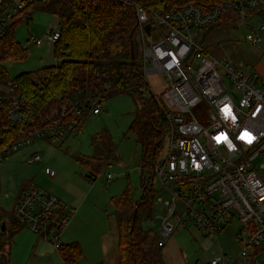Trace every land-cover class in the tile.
Returning <instances> with one entry per match:
<instances>
[{
	"label": "built area",
	"instance_id": "built-area-1",
	"mask_svg": "<svg viewBox=\"0 0 264 264\" xmlns=\"http://www.w3.org/2000/svg\"><path fill=\"white\" fill-rule=\"evenodd\" d=\"M40 1L0 0V41L16 17L25 12L31 20L33 7ZM119 1L135 11L145 80L155 75L166 80L163 93L153 95L165 121L167 155L156 163L152 175L160 192L169 198H160L157 204L163 212L158 215L154 243L163 249L184 223L216 236L236 217L242 229L239 258L249 260L258 250L264 252V79L215 58L202 40L204 32L229 10L241 15L238 26L245 25L259 9L260 0L212 5L189 2L167 10L151 9L152 0ZM255 32L246 40L261 50L259 32H264V24ZM60 38L58 27L51 28L42 38L31 36L22 47L46 46L54 53ZM34 77L37 83L38 75ZM33 105L15 80L0 78V115L19 127L17 139L0 150V162L36 142H63L81 121L101 115L100 102L82 93L66 94L39 117H32ZM39 163H43L39 153L27 159L28 165ZM44 173L56 177L51 168L45 167ZM72 212L59 198L31 183L24 187L14 208L20 224L35 235L49 237L59 253ZM2 225L0 222V232ZM235 263L225 255L210 262Z\"/></svg>",
	"mask_w": 264,
	"mask_h": 264
},
{
	"label": "rangeland",
	"instance_id": "rangeland-1",
	"mask_svg": "<svg viewBox=\"0 0 264 264\" xmlns=\"http://www.w3.org/2000/svg\"><path fill=\"white\" fill-rule=\"evenodd\" d=\"M11 1L18 3L23 0ZM56 21V17L43 11L33 12L31 20L23 22L16 29L18 43L21 46L27 45L31 36L42 38L46 31L56 25ZM244 23L242 26H229L233 34L228 43L251 49L252 56H248L251 63H247L245 71L256 72L264 79V54L261 51L256 53L253 45L245 40L248 34L256 35L255 29L264 24V18L255 22L246 20ZM259 33L264 35V32ZM202 40L205 42L206 37ZM27 50V56L22 60L0 62L9 78L15 79L23 73L38 75L43 68L57 64L54 53L48 52L46 46L29 44ZM147 83L152 87L151 90ZM165 85L163 75L150 76L146 78L140 95L119 94L104 100L101 104V115L96 118L89 117L63 142H36L4 158L0 162V222L10 223L14 217L18 196L31 183L46 193L62 195L72 202L78 198V206H74L72 202L67 204L69 206L65 205L66 208L74 210L71 217V222L74 220L71 235L81 244L85 253L77 264H97L103 259L107 248L116 258L118 231L112 198L129 191L133 200L138 202L144 195V178H152L150 168L142 169V148L130 127L136 118L137 109L142 108L141 102H154L153 95L160 96ZM163 131L166 132L165 125ZM98 135H107L113 148L96 143L95 138ZM35 153L42 156L43 165L27 164V159ZM166 155L167 144L163 138L156 152L155 162L163 160ZM44 165L56 173L55 178L45 175ZM153 183L155 195L151 207L152 215L142 222V226L145 230L156 231L160 224L158 215L163 212L157 204L160 198H169L167 194L160 192L157 180ZM223 226L216 236H207L192 225L182 224L173 235L171 245L163 251L164 264H210L219 255H225L230 262H236L235 264L262 263L264 252L261 253L260 250L255 253L253 249L250 250L254 254L253 260L251 255L249 260L239 258L242 250L239 236L242 229L236 217ZM10 236V231H7L6 237L0 239V264H33L39 256V247L36 248L38 236L25 227L20 229L13 240H10ZM39 241L42 243L44 239L39 237ZM46 241L50 244V240ZM48 245L41 247L42 253L52 257L56 264H65L59 256L60 253Z\"/></svg>",
	"mask_w": 264,
	"mask_h": 264
},
{
	"label": "trees",
	"instance_id": "trees-1",
	"mask_svg": "<svg viewBox=\"0 0 264 264\" xmlns=\"http://www.w3.org/2000/svg\"><path fill=\"white\" fill-rule=\"evenodd\" d=\"M230 1L152 0L149 7L167 10L189 2L212 5ZM33 9L34 12L43 11L57 18L61 38L54 49L57 64L43 68L41 74H38L37 83L32 73H23L13 79L18 83L19 91L34 101L32 117L44 115L50 107L58 104L61 97L69 93L89 95L100 104L119 94H141L146 80L136 38L137 20L132 6H125L119 0H41ZM241 18L237 11L229 10L214 27L238 26ZM26 21H30V18L24 12L10 24L0 41V62L26 58L28 50L18 43L15 34L17 27ZM210 30L204 32L203 37ZM0 78L11 80L1 66ZM141 103L142 108L137 109L130 131L136 134L142 148V169L148 167L153 172L156 152L164 137L165 121L158 114L155 101L143 100ZM84 122L81 121L77 129ZM18 133L19 127L5 122L0 115V150L14 142ZM95 142L113 148L107 135H98ZM153 184L152 178H144V195L138 202L133 200L129 191L112 198L116 209L119 264H164L163 249L155 243L150 245L153 238L155 242V231L145 230L142 226V222L152 215L155 195ZM5 225V231L0 232L1 240L6 237L7 231H10V240H13L23 228L15 216ZM61 253L65 264H77L83 258L78 243L63 244Z\"/></svg>",
	"mask_w": 264,
	"mask_h": 264
},
{
	"label": "crops",
	"instance_id": "crops-1",
	"mask_svg": "<svg viewBox=\"0 0 264 264\" xmlns=\"http://www.w3.org/2000/svg\"><path fill=\"white\" fill-rule=\"evenodd\" d=\"M263 18H264V0H260L259 9L254 13V15L249 20L255 22V21H260ZM56 22L58 23V21H56ZM57 23L53 28H56L58 26ZM232 34H233L232 30H230V28L227 26L214 27L207 34L204 45H205L207 51L212 56H214L215 58L225 59L228 62H230L232 65H234L235 67L245 71L247 63L248 62L251 63L250 58H248V56H252V50L248 49V48H246V49H243L242 47L240 48V46H237L234 43H228L231 41ZM261 37H262V49L261 50H257L252 43H250L246 40V38H245V40L247 43H250L253 45V47L256 49V53H257V51H261V53L264 54V35H262ZM254 48H252V49H254ZM39 164L43 165V163H39ZM45 167L50 168L49 166H45ZM19 197L20 196H18V199H19ZM56 197L59 198L62 205H64V206L65 205L69 206L67 204L69 202H72L71 200L63 197L62 195H57ZM77 199L75 202H72L71 204H74V206H78L80 204V202H78ZM72 208H74V207H72ZM73 223H74V220L71 223H69V226L67 227V229L63 233L62 239H63L64 245L71 244V243H78L75 241V238H73L71 235ZM117 235H118V233H117ZM39 237L44 239L45 243L44 242L41 243L39 241ZM46 240L49 241L50 238L47 236L46 237L45 236H38V240L36 241V242H38V243H36V248H37V246L39 247V251H38L39 256L36 258V261H34L33 264H56V263H54L53 259H51L52 257H49V256L45 255L44 253H42L41 247L44 248L45 245L49 244ZM172 240H173V238L166 244V246L163 248V251H164V249H166L168 246L171 245ZM11 244H12V242H11ZM78 244H80V243H78ZM49 245H51V248L54 249L51 241H50ZM117 249H118V247H117ZM84 255H85V253L83 251V257H84ZM59 256L61 259H63L61 253L59 254ZM118 256H119V253H118ZM118 256L115 258L114 255H112L111 252L109 251V249L107 248L106 253L103 256V259L101 261H99L97 264H119L118 259H117ZM8 257H9V255H8ZM0 261H2V259H0Z\"/></svg>",
	"mask_w": 264,
	"mask_h": 264
},
{
	"label": "water",
	"instance_id": "water-1",
	"mask_svg": "<svg viewBox=\"0 0 264 264\" xmlns=\"http://www.w3.org/2000/svg\"><path fill=\"white\" fill-rule=\"evenodd\" d=\"M146 30L149 32V26L146 27ZM132 60H133V50H132ZM154 181V175H152V183ZM6 229V225L5 223H3L2 225V231L4 232ZM150 245L153 246L154 245V240L152 239L151 242H150Z\"/></svg>",
	"mask_w": 264,
	"mask_h": 264
}]
</instances>
